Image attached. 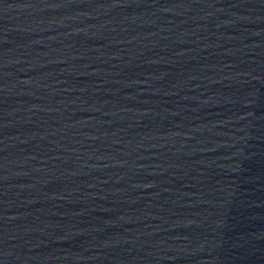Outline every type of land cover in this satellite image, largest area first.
Segmentation results:
<instances>
[{
  "label": "water",
  "instance_id": "95a60500",
  "mask_svg": "<svg viewBox=\"0 0 264 264\" xmlns=\"http://www.w3.org/2000/svg\"><path fill=\"white\" fill-rule=\"evenodd\" d=\"M0 264H264V0H0Z\"/></svg>",
  "mask_w": 264,
  "mask_h": 264
}]
</instances>
